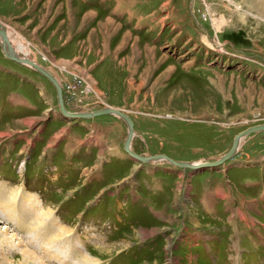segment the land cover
Masks as SVG:
<instances>
[{
	"label": "rangeland",
	"instance_id": "1",
	"mask_svg": "<svg viewBox=\"0 0 264 264\" xmlns=\"http://www.w3.org/2000/svg\"><path fill=\"white\" fill-rule=\"evenodd\" d=\"M38 2L18 19H29L27 25L14 29L33 44L12 33L10 48L27 47L55 76L69 113L112 108L128 116L135 133L130 148L142 157L215 162L238 133L264 124V0H76L84 6L79 17L94 15L90 24L89 13L85 22L73 17L75 26L68 0H45L43 12H36ZM220 15L227 21L222 32L210 21ZM57 102L49 80L0 51V202L16 192L5 215L0 204V264L23 261L25 251L33 264H79L78 252L93 254L98 264H264L263 172L238 171L239 158L264 155V132L246 136L214 169L223 181L238 163L230 172L238 202L219 201L213 218L197 215L189 198L196 177L213 170L188 172L191 191L180 210L184 169L167 161L139 167L122 149L126 121L68 120ZM68 141L74 144L66 148ZM245 177L259 178L258 186L238 190ZM25 213L45 223L32 229ZM200 223L214 237L207 247L194 229ZM49 233L58 237L48 243ZM194 235L201 243L194 244Z\"/></svg>",
	"mask_w": 264,
	"mask_h": 264
},
{
	"label": "crops",
	"instance_id": "2",
	"mask_svg": "<svg viewBox=\"0 0 264 264\" xmlns=\"http://www.w3.org/2000/svg\"><path fill=\"white\" fill-rule=\"evenodd\" d=\"M3 1L4 0H2V2ZM29 1H32L34 3L36 1H39L38 4L36 5V7H37L36 12L45 11V8H43V3H45L43 1H45V0H5L4 5L0 4V23L3 25L5 33L7 34V35L6 34L5 35L9 39V41H12V39H11L12 33H16V35L19 39L25 40L24 36L22 34H19L15 30L22 29V27L24 25H27V23L29 22V19H25V18L22 19L21 22L18 21V19L21 18V16L27 14L29 9H32L34 7L33 3L32 2L29 3ZM72 2L70 5L69 0H68V16H71V18L69 19V23L73 24L75 26L77 23H76L75 19H73V17L74 18L78 17L81 19L82 22H85L84 20L87 19V21H89L88 24H90L91 19H92L91 17H92V15H94V13L88 11V13L91 14V16H89V18H86V19H84L83 17L86 16V14H88V13L82 14V17L81 16L79 17V15H77V14L79 12L83 11L84 6L81 3L79 5L76 2V0H72ZM31 5H32V7H31ZM89 9H91V8H89ZM32 13H29V16ZM95 15H97V14H95ZM6 17H11V18L5 19V21H3V19ZM4 22H8L10 27L8 25L4 24ZM9 28H11L12 30ZM71 28L72 27H70L69 29H71ZM66 32H67V30H66ZM18 34L22 35V36L19 37ZM30 42H31V44H33L32 39L29 42H27L25 40V42H22V43H23V45H26L28 47V46H31L29 44ZM33 46H35V45H33ZM70 126H72V125H70ZM94 129H95V133H96L95 135L98 136L101 143H103L104 142V134L103 133H105V131H103V126L98 125V123H97L94 125ZM56 132H57V130L55 131V133ZM78 137H79V135H77L75 133H73V135L70 136V138H72V139H76ZM68 144H67L66 148H69V146H71V144H74V141H71V142L68 141ZM115 149H116V146L113 144L111 146V150H115ZM122 149H123V144H122ZM247 159H251V160H247ZM242 160H244V161H242ZM238 163L239 164L244 163V166L240 167L243 170L238 169V166H236V165H238ZM238 163H235L236 168L235 167L234 168L238 169V171H242L241 173L246 172L248 170V168L253 167V168H256V170H258V171H262L264 174V155L259 156L257 158H253V157L239 158ZM234 168H231L230 170L225 171L223 181H221L220 173L215 172L214 169H213V171L215 173H209L206 177L204 174H201V175L196 177L195 181H193V183H194L193 184V191H192V194L189 196V198H190V202L192 203L193 209L195 208V213L197 215H198V213L202 212V213L207 214L210 217L216 218V214L214 213V211H215V207L219 201H226L227 204H232V203L238 202V197H235L232 193V187L235 190V183H236L235 181L237 179L234 178V180H231V178H230V172L235 170ZM182 173L185 174V178H184V174L183 175L181 174L182 175L181 179L183 180L182 182H185V184H187V185L184 186L183 188H181V191L183 193L182 198H179V191H178L176 203H178V208L180 210H184V203L183 202L185 199V193L191 191L190 187H189L190 184L187 183L188 172L183 171ZM263 174L259 178L264 179ZM256 178H257V176H256ZM259 178L258 179H252V177L251 178L245 177L244 179L238 180V190H240V187L252 189V188L258 186ZM60 183H62V182H60ZM199 187H200V189H199ZM249 200L251 202V204H250L251 208L253 207L254 204H257V201L255 199L251 198ZM179 204H181L180 207H179ZM239 210H240V207H239ZM237 211H238V208H237ZM181 214H183V213L181 212ZM236 216H238V215L236 214ZM196 218L198 219V217H196ZM200 226H201V223L198 226L195 225L194 229L197 228L198 231H196V232H197L198 237L201 238V236H202L205 238V240H204L205 242L202 244H204L207 247L206 240L207 239L213 240L214 237L212 236V237L208 238L209 235L206 236L207 234L204 231L199 230ZM197 236L194 235V236H192L193 239L191 238L192 241L194 242V244L201 243V242H197Z\"/></svg>",
	"mask_w": 264,
	"mask_h": 264
},
{
	"label": "bare ground",
	"instance_id": "3",
	"mask_svg": "<svg viewBox=\"0 0 264 264\" xmlns=\"http://www.w3.org/2000/svg\"><path fill=\"white\" fill-rule=\"evenodd\" d=\"M215 14V13H214ZM211 21V24H212V27H213V30L215 31H218V32H222L221 30L226 26V24H227V21H226V19L224 18V16H222V15H220V17H215V16H213V19L212 20H210ZM0 25H1V28L3 29V33L4 34H6L5 33V30H4V27H3V25L0 23ZM7 35V34H6ZM6 35H5V37H6ZM7 38V37H6ZM21 41L22 42H25V40L24 39H21ZM208 41V40H207ZM210 41V40H209ZM213 44H211V46H215V42L216 41H211ZM7 43H8V47L10 48V45L11 44H9V42H8V40H7ZM210 44V43H209ZM220 45V44H219ZM12 46V45H11ZM18 47H20V45H18ZM11 49V48H10ZM18 49V51H16V50H14V49H11L12 50V52H13V54L14 55H16L17 56V58L19 59V60H22L24 63H26V67H28V68H31V69H34V70H36L35 69V67L36 68H38L40 71H42V72H45V74H47L51 79H49V80H51V81H54V82H56L57 83V85L59 86V88H60V91H62V89H61V85H60V83H59V81L55 78V76H54V78L57 80H55L54 78H53V76L50 74V73H48L47 71H45V69L44 68H42L41 66H39L34 60H32L30 57H29V50H28V48L27 47H25V46H21L20 48H17ZM221 51H223L222 50V48L220 49ZM17 53V54H16ZM28 56V57H27ZM113 58H115V54L113 55ZM14 63V62H13ZM33 67V68H32ZM37 71V70H36ZM38 73V72H37ZM45 78V77H44ZM48 80V79H47ZM50 81V82H51ZM61 102H62V93H61ZM107 109H110V110H114V111H117V112H120L119 110H116V109H112V108H107ZM121 113H123V112H121ZM73 114H75V113H73ZM78 114H86V113H78ZM124 114V113H123ZM109 115H114V116H116V117H118V118H120V119H122L123 120V118L122 117H120L119 115H117V114H115V113H111V114H109ZM125 115V114H124ZM126 116V115H125ZM129 120H130V118L128 117V116H126ZM249 129V128H248ZM247 130V129H246ZM245 131V130H244ZM243 132V131H242ZM261 132H264V131H261ZM241 133V132H240ZM253 133H259L258 131L257 132H253ZM253 133H250V134H253ZM249 134V135H250ZM134 136H135V133H134V129H133V131H132V134H131V137H130V143H129V147H131V142L133 141V138H134ZM246 136H248V135H246ZM246 136H243V137H241L240 138V140L238 141V143H237V146H236V148L234 149V151H233V154H235L236 153V151L241 147V144H242V142H243V140H244V138L246 137ZM232 146H233V144H232ZM232 146H231V149H232ZM231 149L229 150V151H231ZM228 151V152H229ZM227 152V153H228ZM226 153V154H227ZM225 154V155H226ZM233 154H232V156H233ZM225 155H223L221 158H219L218 160H216V161H219L220 159H222ZM166 156V155H165ZM231 156V157H232ZM144 157H146V158H148V157H151V156H144ZM166 157H168V156H166ZM230 157V158H231ZM230 158H228V159H230ZM228 159H226L225 161H227ZM133 160V159H132ZM169 160H171L170 158H169ZM169 160H163V159H156L155 161H167L168 163H170V161ZM154 161V162H155ZM225 161L222 163V164H220V165H223L224 163H225ZM207 163H211V162H202V163H192V165H203V164H207ZM171 164V163H170ZM172 165V164H171ZM220 165H217V166H220ZM174 166V165H173ZM216 166V167H217ZM216 167H210V168H205V170H213V169H215ZM196 170H203L204 171V168H201V169H196ZM15 201H16V192H11V193H4L3 195H1V202H0V204L2 205V207H4V210H3V212H1V215H3L5 212L4 211H8V210H12L13 209V207H14V204H15ZM38 206V205H37ZM30 207V206H29ZM36 208V207H35ZM35 208H33L32 207V209H35ZM29 209H31V207L29 208ZM5 215V214H4ZM28 216V217H27ZM25 217H27L26 219H23V221L28 225V226H30L32 229H34V227H36V228H38V227H40V226H42L44 223H45V221L44 220H40V221H32L33 219L31 218V217H29V215H28V213H25ZM24 217V218H25ZM42 229V228H41ZM46 229V228H45ZM37 230V229H36ZM40 231H42V230H40ZM66 233V232H65ZM37 236V235H36ZM57 235L56 234H51V233H49V234H47V236H46V238H45V241L46 242H48L49 243V241H51V240H55V239H57ZM0 238H2V239H0L1 241H0V246H2V243H5L4 241V239H5V235L4 236H2V234H0ZM30 238V237H29ZM68 243V242H67ZM19 244V243H18ZM63 244V243H62ZM46 245V244H45ZM72 245H74V244H72ZM124 245V244H123ZM106 249V248H105ZM100 251L101 252H107L106 254L108 255V253H110L111 252V250H104L103 248H100ZM78 255H77V257L75 258V262H79V264H98V262L101 260V259H98L97 257H95V256H93V254H88V253H82V252H78L77 253ZM22 257V260L23 261H21L20 262V260H19V262H17L16 264H33V262H30L29 260L30 259H32L33 257H32V254H30L28 251H25V252H23L22 253V255H21ZM65 257V256H64ZM63 257V259H65ZM62 258V257H61ZM62 259V260H63ZM71 259V258H70ZM73 260V259H72ZM74 261V260H73ZM64 262V261H63ZM40 264V263H39ZM74 264V263H73ZM78 264V263H77Z\"/></svg>",
	"mask_w": 264,
	"mask_h": 264
},
{
	"label": "water",
	"instance_id": "4",
	"mask_svg": "<svg viewBox=\"0 0 264 264\" xmlns=\"http://www.w3.org/2000/svg\"><path fill=\"white\" fill-rule=\"evenodd\" d=\"M0 51L1 54L3 55V57L11 62H14L18 65H22V66H26V63H24L22 60H19L17 58L16 55L13 54L12 50L8 47V43H7V38L5 37V34L3 33V29L1 28L0 25ZM33 68V67H32ZM35 72H38V74L42 75L43 77H45L46 79H51L47 74H45V72L40 71L38 68L35 67ZM51 81V80H49ZM52 85L55 87L56 92H57V98H58V109H59V113L62 115V117L71 120V119H89L92 118L94 116H101V115H109L111 113H115L117 115H119L120 117L123 118L124 121H126L127 124V129L128 132L125 136V140L123 143V150L125 151V153H127L129 155V157L131 159H133L134 161L139 162L140 164H149L151 162H154L156 159H163V160H169L168 157L166 156H151V157H142L139 154H136L130 147H129V143H130V137L133 131V127H132V122L121 112H117L114 110H110V109H103V110H99L96 112H92V113H86V114H73V113H69L66 108H64L62 102H61V91L59 86L57 85L56 82L51 81ZM261 132L264 131V124H260L257 126H253L241 133H238L233 140V146L231 151H229L222 159H220L219 161H215V162H211V163H207V164H203V165H192V163H186V162H178V161H174V160H169L170 163L178 168L181 169H189V170H196V169H201V168H210V167H216L217 165L222 164L226 159L230 158L233 154L234 149L237 146L238 141L240 140L241 137L249 135L250 133L253 132Z\"/></svg>",
	"mask_w": 264,
	"mask_h": 264
}]
</instances>
